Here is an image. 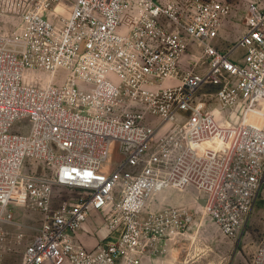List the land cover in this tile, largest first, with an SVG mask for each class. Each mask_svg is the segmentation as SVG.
<instances>
[{"label": "built area", "instance_id": "built-area-1", "mask_svg": "<svg viewBox=\"0 0 264 264\" xmlns=\"http://www.w3.org/2000/svg\"><path fill=\"white\" fill-rule=\"evenodd\" d=\"M62 1L0 0V18L20 22L0 35V264L17 208L40 214L22 264H149L197 222L192 209L146 210L168 187H194L239 238L264 189V0H248L226 52L227 0H71L59 13ZM206 83L220 119L193 100ZM92 213L107 233L89 249L78 232Z\"/></svg>", "mask_w": 264, "mask_h": 264}, {"label": "rangeland", "instance_id": "rangeland-1", "mask_svg": "<svg viewBox=\"0 0 264 264\" xmlns=\"http://www.w3.org/2000/svg\"><path fill=\"white\" fill-rule=\"evenodd\" d=\"M180 6L188 0H177ZM232 5V12L224 21L225 33L218 45L220 50L226 52L232 49L245 32L244 22L248 9V0H227ZM72 1L63 0L58 5L59 13H68ZM20 22L17 18H0V35L12 37L18 31ZM194 51L190 56H194L199 65L202 63L200 49L193 46ZM233 58L239 63H244L245 50L239 48L234 52ZM49 78V74L42 75ZM66 79V72L60 70L54 76V82H63ZM173 83L174 81H170ZM217 88L210 83H206L194 96L195 101H205L209 110L220 119V111L216 107L214 93ZM231 110H223V114L228 116V122L235 124L238 121L236 116H232ZM154 120V117H150ZM225 120V119H224ZM254 123H261L263 118L255 116L251 118ZM229 125V123H224ZM15 130V128L13 129ZM29 170V165L24 171ZM203 194L194 187L187 186L183 190L175 187H168L156 194L151 202H148L146 210L160 211L165 208H186L197 211V222L189 227V232L181 236L177 243L171 244L167 251L152 256L148 259L149 264H251L253 254L258 247L264 245V189L260 197L252 208L239 238H230L224 235L219 226L201 209L197 203L202 200ZM16 224L8 228V243L4 253L5 264H22L23 252L27 244L32 239L34 229L39 226L40 214L32 208H17L14 211ZM79 232H86L91 237H97L95 244L107 233V229L100 223V216L96 213L90 215V220ZM98 233V234H97ZM23 236V237H21Z\"/></svg>", "mask_w": 264, "mask_h": 264}, {"label": "crops", "instance_id": "crops-1", "mask_svg": "<svg viewBox=\"0 0 264 264\" xmlns=\"http://www.w3.org/2000/svg\"><path fill=\"white\" fill-rule=\"evenodd\" d=\"M226 27H224L223 25V28L220 32V40L218 42V44L220 45L222 39H223V36H224V33H225V29ZM86 225V224H85ZM10 228V227H9ZM98 234V233H97ZM106 235V234H105ZM104 235V236H105ZM103 236V237H104ZM78 238L84 243V245L87 247V248H93L95 246V242L97 241V237H91L90 235H88L86 232H78ZM100 238H102L100 236ZM150 259V258H149Z\"/></svg>", "mask_w": 264, "mask_h": 264}, {"label": "bare ground", "instance_id": "bare-ground-1", "mask_svg": "<svg viewBox=\"0 0 264 264\" xmlns=\"http://www.w3.org/2000/svg\"><path fill=\"white\" fill-rule=\"evenodd\" d=\"M58 9V6H57V8H56V10ZM52 80V78H49V81H51ZM253 117H255V115H248L247 116V120L248 121H251L252 122V120H251V118H253ZM252 123H254V122H252ZM254 124H256V125H258V126H262L263 125V120L261 121V123H254ZM210 143L208 142V143H206V145H209ZM179 190H183V189H179ZM158 194V193H157ZM156 195V194H155ZM155 195H153L152 197H151V199H150V202H151V200H152V198L155 196ZM201 207V209H204V207L203 206H200Z\"/></svg>", "mask_w": 264, "mask_h": 264}, {"label": "water", "instance_id": "water-1", "mask_svg": "<svg viewBox=\"0 0 264 264\" xmlns=\"http://www.w3.org/2000/svg\"><path fill=\"white\" fill-rule=\"evenodd\" d=\"M200 204H201V205H205V200L202 199V200L200 201Z\"/></svg>", "mask_w": 264, "mask_h": 264}]
</instances>
